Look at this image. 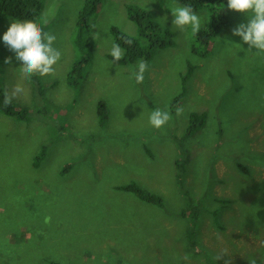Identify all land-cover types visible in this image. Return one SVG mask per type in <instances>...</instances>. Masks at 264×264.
<instances>
[{
  "label": "rangeland",
  "instance_id": "374dc122",
  "mask_svg": "<svg viewBox=\"0 0 264 264\" xmlns=\"http://www.w3.org/2000/svg\"><path fill=\"white\" fill-rule=\"evenodd\" d=\"M86 1H45L40 23L62 54L52 76L25 77L2 40L16 20L0 24V87L19 85L11 102L26 112L0 113V264H118L112 251L122 264H264V52L232 35L248 17L230 11L208 47L173 25L176 0H103L77 43ZM128 6L173 35L142 83L141 60H111L114 29L146 44ZM196 14L206 29L211 14ZM155 109L171 115L160 129ZM130 184L161 205L116 188Z\"/></svg>",
  "mask_w": 264,
  "mask_h": 264
},
{
  "label": "trees",
  "instance_id": "16d2710c",
  "mask_svg": "<svg viewBox=\"0 0 264 264\" xmlns=\"http://www.w3.org/2000/svg\"><path fill=\"white\" fill-rule=\"evenodd\" d=\"M45 1L46 0H0V24L8 19L20 21L33 20L37 23H40V18L42 17V13L44 11ZM176 1H178L183 6H191L195 13H198L200 10L206 9L208 10L209 14H211V20L207 28L201 29L196 33L195 39L200 45H206L209 47L210 42L214 41L219 34L229 28L231 14L227 9V0ZM102 2L103 0H88L85 2L79 14V33L77 35V43L82 38V29L87 27L89 16L93 15L95 10L101 5ZM127 11L129 19L140 29V39L145 38L146 44L141 45L140 41L137 42L133 38L126 37L123 34L115 31L114 29L113 33L115 37V43L119 44L120 47L124 50V56L119 61H115L113 57H111V60L115 62L116 65L127 66L129 64H135L140 60H151L157 50L166 49L173 45L172 33L160 28L158 25L153 23L151 19H149V16L146 12L139 11L138 9L130 6H128ZM126 41H131V43H127ZM89 62V60H84L82 62L76 63L73 66V69L68 77V82L72 81L75 84H78V80H83L84 76L82 75V72L84 67ZM35 77L36 75L33 76V80L35 79ZM5 95L6 94L0 87V113L13 118L25 119V111L17 112L16 107L12 102L9 104H5ZM197 118L198 117L196 115L192 117L193 123L197 122ZM196 129L197 128H194V126L190 127V130L186 135H193ZM42 160L43 159H38L36 161L35 159L33 165L35 168H37V170H40ZM66 171L67 173L70 172L68 170H65V172ZM117 189L120 191L133 192L146 203H158L159 205H161V199L144 192L135 184L118 186ZM183 216L191 220V223H193V225H197L199 219L198 211L192 210V212L189 214H187V211H184ZM112 255H115L114 257L116 259L113 260V262H116L118 264L123 263L122 258L117 252L112 251Z\"/></svg>",
  "mask_w": 264,
  "mask_h": 264
},
{
  "label": "clouds",
  "instance_id": "9594fccd",
  "mask_svg": "<svg viewBox=\"0 0 264 264\" xmlns=\"http://www.w3.org/2000/svg\"><path fill=\"white\" fill-rule=\"evenodd\" d=\"M227 9L248 17L247 23H241L232 30V35L240 37L243 43L249 46V51L254 48L258 52H264V0H227ZM171 12L174 17L173 25L180 29L190 26L194 33L200 31L201 18L191 6H179ZM2 40L8 49L15 53V59L22 62L19 68L25 77L54 75L55 66L62 54L54 46L56 36L44 31L41 23L33 20L12 21ZM110 54L115 61H119L124 55V50L119 44L113 43ZM5 63L10 64L11 58L6 59ZM147 68V62L141 60L135 73L137 83L143 82ZM22 92L23 89L19 85L15 86L10 94L5 95V104L11 103L12 99ZM182 114L183 109L178 107L176 115ZM170 119L168 111L155 109L149 116V123L152 127L160 129ZM249 264H256L255 259H250Z\"/></svg>",
  "mask_w": 264,
  "mask_h": 264
},
{
  "label": "crops",
  "instance_id": "0c3cea01",
  "mask_svg": "<svg viewBox=\"0 0 264 264\" xmlns=\"http://www.w3.org/2000/svg\"><path fill=\"white\" fill-rule=\"evenodd\" d=\"M154 149H156V148H154ZM42 165H43V164H42ZM42 168H43V167H40V170H42ZM70 172H71V171H70ZM67 181L70 182L71 179H67ZM118 186H119V185H117L116 188H117Z\"/></svg>",
  "mask_w": 264,
  "mask_h": 264
}]
</instances>
